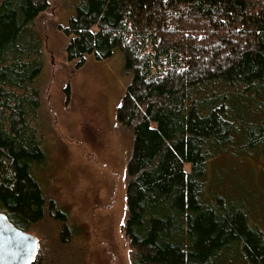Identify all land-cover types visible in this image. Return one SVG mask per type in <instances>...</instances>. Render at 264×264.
<instances>
[{
    "label": "trees",
    "instance_id": "obj_1",
    "mask_svg": "<svg viewBox=\"0 0 264 264\" xmlns=\"http://www.w3.org/2000/svg\"><path fill=\"white\" fill-rule=\"evenodd\" d=\"M49 5L0 0V214L27 233L48 214L66 218L34 175L47 162L34 26ZM62 30L69 62L118 50L131 79L117 111L134 143L121 228L130 263L264 264L248 208L207 188L229 148L264 158V121L242 119L264 115V0H78Z\"/></svg>",
    "mask_w": 264,
    "mask_h": 264
},
{
    "label": "rangeland",
    "instance_id": "obj_2",
    "mask_svg": "<svg viewBox=\"0 0 264 264\" xmlns=\"http://www.w3.org/2000/svg\"><path fill=\"white\" fill-rule=\"evenodd\" d=\"M77 2L49 0L34 26L43 42L39 129L47 155L34 175L53 205L51 213L59 210L66 218L48 214L29 234L38 240L39 264H131L121 228L127 217L126 172L134 143L117 122L131 79L118 50L103 61L88 55L81 68L79 61L69 62L70 39L62 28L75 16ZM242 119L261 123L264 115ZM227 152L209 166L211 197L217 192L228 203L247 207L264 234V158L248 148ZM225 263L245 264L238 257Z\"/></svg>",
    "mask_w": 264,
    "mask_h": 264
},
{
    "label": "water",
    "instance_id": "obj_3",
    "mask_svg": "<svg viewBox=\"0 0 264 264\" xmlns=\"http://www.w3.org/2000/svg\"><path fill=\"white\" fill-rule=\"evenodd\" d=\"M38 240L0 214V264H34Z\"/></svg>",
    "mask_w": 264,
    "mask_h": 264
}]
</instances>
